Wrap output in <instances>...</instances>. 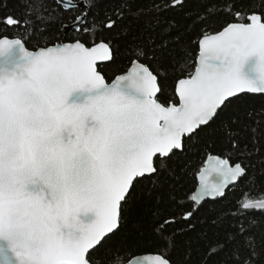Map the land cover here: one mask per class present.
Returning a JSON list of instances; mask_svg holds the SVG:
<instances>
[{"label": "snow or ice", "instance_id": "6c2138e0", "mask_svg": "<svg viewBox=\"0 0 264 264\" xmlns=\"http://www.w3.org/2000/svg\"><path fill=\"white\" fill-rule=\"evenodd\" d=\"M34 3H26L24 19L7 14L0 22L30 26ZM56 3L61 19L71 13L61 24L76 33L68 42L30 49L23 38L0 34V264H105L98 253L121 231L142 182L168 168L186 142L210 134L217 122L233 137V148L239 129L230 125L241 124L254 141L264 136L261 121L253 119L264 116V108L248 107L253 96L264 97V6L236 11L218 30L202 31L194 56L175 58L167 95L160 60L170 43H179L178 33L160 45H136L129 67L109 82L98 63L116 58V37L107 33L127 28L128 0L103 11L101 0ZM178 6L183 0H160L154 9ZM175 32L169 23L165 34ZM242 114L251 126L242 124ZM209 159L215 163L201 170V187L191 195L196 205L224 196L248 176L243 157ZM256 210L258 221L248 217ZM90 212L95 218L85 222L82 214ZM237 215L246 224L210 246L199 264H264V243L255 239L264 229V193L239 203ZM192 216L187 211L182 219ZM176 222H158L163 244L154 253L125 262L117 250L109 264H193L191 250L182 262L173 256L176 244L165 228Z\"/></svg>", "mask_w": 264, "mask_h": 264}, {"label": "trees", "instance_id": "16d2710c", "mask_svg": "<svg viewBox=\"0 0 264 264\" xmlns=\"http://www.w3.org/2000/svg\"><path fill=\"white\" fill-rule=\"evenodd\" d=\"M27 2L28 0H0V21L7 14L24 19ZM159 2L160 0H128L124 5L127 18L123 24L127 28L107 33L116 37L119 51L114 61L99 66L109 82L129 67V59L136 45L150 46L152 41L160 45L165 40L171 41L172 36L178 33L179 43H170L160 60L164 65L161 71L167 69L168 74V79L165 80L166 94L171 95L172 65L175 64V58L183 59L186 53L193 57L197 51L195 41L202 31L218 30L236 11L250 14L249 9L259 10L264 6V0H183L182 7L157 13L154 5ZM121 4L122 0H101V11L120 8ZM45 9L55 11L52 15H46ZM32 12L34 14L30 16V26L14 27L0 22V34L21 37L30 49L53 40H63L61 24L69 22L68 16L71 13H63L61 19L62 9L54 0H35ZM171 22H175L176 32L166 35L165 28ZM75 34L72 31L67 36ZM85 37L89 38V34L85 33ZM192 62V59H188L185 66ZM248 107L260 112L264 108V97L253 96ZM257 118L261 121L258 130H264V116L253 117ZM241 120L243 125L251 126L253 123L243 114ZM230 127L239 129V135L235 136V148L232 146L233 137L227 134V128L217 122L210 134H202L186 142L184 151L176 152L171 157L168 168L152 180L142 182L139 195L130 205L121 231L98 253L102 254L105 264H109L111 254L117 250L123 254L125 262L134 255L154 253L163 244L156 234L158 222L172 217L177 222L167 225L165 231L176 244L173 256L182 262L186 252L191 250L193 264H199L210 246L222 243L226 236L234 235L241 224H246V219L237 215V208L244 199L264 193V136H257L254 141L252 133L241 124ZM257 148L259 153L255 151ZM210 156L231 159L233 162H239L240 157H243L244 162L250 164L248 176L231 186L223 197L196 205L191 201V195L198 184L197 176ZM187 211H193V216L185 221L182 217ZM248 217H254L258 221L261 213L258 210L250 211ZM243 239L244 237H240V241ZM255 239L257 243H264V229L257 230Z\"/></svg>", "mask_w": 264, "mask_h": 264}, {"label": "water", "instance_id": "95a60500", "mask_svg": "<svg viewBox=\"0 0 264 264\" xmlns=\"http://www.w3.org/2000/svg\"><path fill=\"white\" fill-rule=\"evenodd\" d=\"M54 1H56V0H54ZM81 7H83V4H81ZM72 31H73V30H72L71 28L63 29L64 38H63L62 41H64V42H68L67 40H65V37H66L69 33H71ZM105 63H108V62H105ZM105 63H103V64H105ZM103 64L98 63V70H99V66H100V65H103ZM106 80H107V79H106ZM210 157H217V156H210ZM210 157H209V158H210ZM209 158H208L207 161L205 162V165L202 167V169H211L213 163H215L214 160H210ZM220 158H221V157H220ZM221 159H223V158H221ZM202 169H201V170H202ZM201 170H200V172H199V174H198V176H197V182H198V184H197V187H196L194 193H197L198 189L201 187V184H202V180H201ZM214 176H215V173H213L212 176H209L208 178H209V179H212ZM237 183H238V182L229 185V186L226 188L225 193H226V191H227L231 186H233V185H235V184H237ZM194 193H193V194H194ZM224 195H225V194H224ZM222 197H223V196H222ZM217 198H221V197H217ZM214 199H216V198H214ZM214 199H213V198H205L201 203H203V202L206 201V200H214ZM201 203H200V204H201ZM82 218L85 219V222H90L91 219H94V218H95V213H94V212H90V213H87V214H82ZM143 255H145V254H143ZM139 256H142V255H139Z\"/></svg>", "mask_w": 264, "mask_h": 264}]
</instances>
